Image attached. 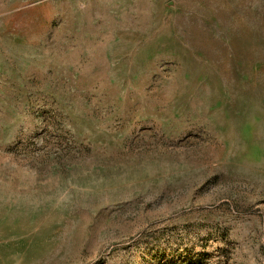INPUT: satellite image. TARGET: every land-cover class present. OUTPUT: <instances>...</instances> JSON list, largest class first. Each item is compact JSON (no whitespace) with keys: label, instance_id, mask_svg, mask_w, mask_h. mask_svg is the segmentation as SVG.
<instances>
[{"label":"rangeland","instance_id":"374dc122","mask_svg":"<svg viewBox=\"0 0 264 264\" xmlns=\"http://www.w3.org/2000/svg\"><path fill=\"white\" fill-rule=\"evenodd\" d=\"M0 264H264V0H0Z\"/></svg>","mask_w":264,"mask_h":264}]
</instances>
